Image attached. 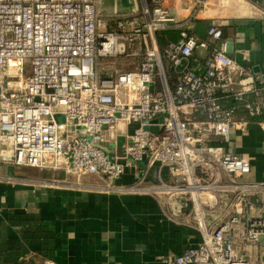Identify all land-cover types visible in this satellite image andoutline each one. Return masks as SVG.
Listing matches in <instances>:
<instances>
[{"label":"built area","instance_id":"2783aa9c","mask_svg":"<svg viewBox=\"0 0 264 264\" xmlns=\"http://www.w3.org/2000/svg\"><path fill=\"white\" fill-rule=\"evenodd\" d=\"M99 1L0 0V170L49 172L44 187L94 177L107 192L154 197L199 235L165 264H264V181L227 147L252 122L222 103L263 115L264 99H246L263 93L262 76L231 58L217 24L200 39L161 0L113 21ZM169 25L179 37L161 46ZM198 48L208 52L201 70Z\"/></svg>","mask_w":264,"mask_h":264},{"label":"crops","instance_id":"0c3cea01","mask_svg":"<svg viewBox=\"0 0 264 264\" xmlns=\"http://www.w3.org/2000/svg\"><path fill=\"white\" fill-rule=\"evenodd\" d=\"M161 1L178 26L200 39L212 24L219 25L231 58L264 82V0ZM97 9L113 21L141 10V0H100ZM178 37V27L169 25L158 34L159 44ZM207 53L196 49L192 67L201 70ZM246 99H264V91ZM222 103L252 122L246 135L232 134L227 147L249 158L251 178L264 181V131L255 123L264 114L249 118L244 100ZM0 173L12 178L0 179V264H165L197 244L198 233L176 226L152 196L107 192L94 177H62L59 185L44 187L39 183L50 179L46 172L3 168Z\"/></svg>","mask_w":264,"mask_h":264},{"label":"rangeland","instance_id":"374dc122","mask_svg":"<svg viewBox=\"0 0 264 264\" xmlns=\"http://www.w3.org/2000/svg\"><path fill=\"white\" fill-rule=\"evenodd\" d=\"M120 62V61H119ZM125 62V61H124ZM121 63V62H120ZM121 68H123V69H128L126 66H120ZM6 168H7V166H6ZM25 169H27V171L29 170L30 172H46V171H41L40 169H35V168H25ZM46 173H49V172H46ZM1 175H3V173H1ZM35 183V182H34Z\"/></svg>","mask_w":264,"mask_h":264},{"label":"water","instance_id":"95a60500","mask_svg":"<svg viewBox=\"0 0 264 264\" xmlns=\"http://www.w3.org/2000/svg\"><path fill=\"white\" fill-rule=\"evenodd\" d=\"M149 178H150L152 181H154V182L156 181V178H155V176H154L153 174H150V175H149Z\"/></svg>","mask_w":264,"mask_h":264},{"label":"trees","instance_id":"16d2710c","mask_svg":"<svg viewBox=\"0 0 264 264\" xmlns=\"http://www.w3.org/2000/svg\"><path fill=\"white\" fill-rule=\"evenodd\" d=\"M162 32H163V31H162ZM162 32H161V33H162ZM261 116H262V115H261ZM261 116H260V117H261ZM260 117H259V118H260ZM32 239H33V240H37L38 237H37L36 235H33V236H32Z\"/></svg>","mask_w":264,"mask_h":264}]
</instances>
